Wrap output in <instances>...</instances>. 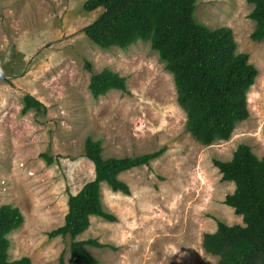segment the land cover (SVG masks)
I'll list each match as a JSON object with an SVG mask.
<instances>
[{
  "label": "rangeland",
  "instance_id": "obj_1",
  "mask_svg": "<svg viewBox=\"0 0 264 264\" xmlns=\"http://www.w3.org/2000/svg\"><path fill=\"white\" fill-rule=\"evenodd\" d=\"M88 0H0V208L20 209L24 223L9 236L11 261L69 264V238L49 239L64 223L68 196L95 177L85 157L88 138L101 141L104 159L135 158L162 149L148 166L120 176L130 196L102 185L105 211L78 240L99 264H218L203 248L218 222L243 225L225 205L234 183L222 182L214 161L228 162L241 145L264 157V40L251 35L246 0H198L196 22L229 28L237 52L258 70L248 93L249 118L228 141L198 143L187 131L172 74L150 41L128 50L99 49L86 27L103 13L84 11ZM88 65L90 71L87 69ZM109 70L126 78L127 92L94 99L90 78ZM27 96L44 109L23 112ZM44 155L52 158L48 164Z\"/></svg>",
  "mask_w": 264,
  "mask_h": 264
},
{
  "label": "trees",
  "instance_id": "obj_2",
  "mask_svg": "<svg viewBox=\"0 0 264 264\" xmlns=\"http://www.w3.org/2000/svg\"><path fill=\"white\" fill-rule=\"evenodd\" d=\"M198 0H88L87 13L103 9L100 17L85 28L86 36L101 50H128L138 41H150L165 70L172 74L177 102L187 116V131L203 146L228 141L236 126L249 118L248 93L258 70L249 64L247 54L237 52V43L229 28L209 29L195 20ZM253 6L249 19L255 23L251 38L264 40V0H246ZM87 69L90 71L88 65ZM126 78L109 70L90 78L94 99L116 90L127 92ZM23 112L42 111L33 97L24 99ZM165 150L135 158L104 159L101 141L88 138L85 157L94 165L95 177L76 194L68 196L64 224L48 233L49 239L69 238V264H99L88 248H106L97 240L78 241L91 226V218L108 223L117 219L102 203V185L113 193L130 196L120 176L148 166ZM48 164L53 162L43 156ZM222 182L234 183L235 191L225 205L242 217L243 225L218 222L215 233L206 234L203 248L218 257V264H264V157L241 145L231 161H214ZM24 217L19 208H0V264H32L30 258L11 261L9 236L21 228ZM60 263H63L61 257Z\"/></svg>",
  "mask_w": 264,
  "mask_h": 264
},
{
  "label": "clouds",
  "instance_id": "obj_3",
  "mask_svg": "<svg viewBox=\"0 0 264 264\" xmlns=\"http://www.w3.org/2000/svg\"><path fill=\"white\" fill-rule=\"evenodd\" d=\"M68 206V205H67ZM68 212V211H67ZM236 215V214H235ZM237 216V215H236ZM242 218V217H241ZM92 219V218H91ZM64 224V223H63ZM14 233V232H13ZM80 237V236H79ZM78 240V239H77ZM79 241V240H78ZM81 241V240H80ZM10 252V251H9Z\"/></svg>",
  "mask_w": 264,
  "mask_h": 264
}]
</instances>
